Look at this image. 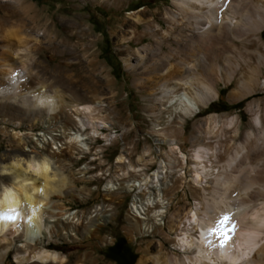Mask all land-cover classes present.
Wrapping results in <instances>:
<instances>
[{
  "label": "bare ground",
  "instance_id": "6f19581e",
  "mask_svg": "<svg viewBox=\"0 0 264 264\" xmlns=\"http://www.w3.org/2000/svg\"><path fill=\"white\" fill-rule=\"evenodd\" d=\"M171 2L173 8H166L161 16L165 27L139 13L132 14L136 24H144L145 36L152 41L141 46L142 53L136 50L140 82L147 85L150 97V133L169 148L153 177L139 180V187L142 181L144 186L159 182L152 200H133L126 217L131 237L156 234L176 251L162 248L158 241L157 252L150 257L141 255L136 264H264V200L250 197L256 183L250 174L263 172L264 167L255 159L253 164L248 163L254 150H262L264 145L260 111L248 104L252 130H247L234 147L239 118L214 112L193 123L187 153L181 147L187 139V120H193L219 97L218 81L228 85L237 79L239 85L232 92L235 96L251 93L259 85L264 89V77L260 80L264 67V0ZM7 10L0 15V28L8 22L10 28L3 32L14 37L15 42H6L0 52V101H9L13 109L8 112L1 105L0 115H8L5 121L10 119L16 128L27 123L30 131L39 121L50 127L61 118L64 124L48 130L53 137L50 141L45 139V131L41 139L29 132L28 140L33 143L29 152L23 147L26 141L21 134L15 130L7 134L0 127V134L13 142L8 144L11 155L0 158V212L14 209L16 214L13 220L0 219V264H4L12 248L17 264H70V258L52 247L53 243L58 239L80 243L94 238L115 219L116 212L105 203L66 216L65 198L73 196L74 184L62 173L66 164L62 154L79 150L80 143L68 131L89 129L93 133L89 138L94 139V133L114 122L103 114L98 98H75L54 80L36 78L30 50L38 46L39 39L23 35L22 21L12 22L14 14ZM6 38L10 41V37ZM146 58L149 61L144 65ZM125 63L131 66L129 57ZM117 159L121 163L125 157L121 154ZM188 162L190 178L186 179L180 170ZM126 165L135 174L133 166ZM160 170H165L163 176H159ZM246 172L249 178L239 175ZM128 173L122 168L120 177ZM135 186L119 183L115 189L133 190L138 187ZM184 186L193 203L177 206L166 230L167 207ZM261 189L263 193L264 185ZM225 214L230 217L221 229L229 237L226 241L219 232L210 231ZM233 225L235 230L227 231ZM87 259L90 257L84 254L73 264H84Z\"/></svg>",
  "mask_w": 264,
  "mask_h": 264
},
{
  "label": "rangeland",
  "instance_id": "374dc122",
  "mask_svg": "<svg viewBox=\"0 0 264 264\" xmlns=\"http://www.w3.org/2000/svg\"><path fill=\"white\" fill-rule=\"evenodd\" d=\"M166 8H173L171 0H0V15L8 9L10 14H14L12 22L22 21L23 35L27 38L36 36L39 39L38 46L30 50L36 78L54 80L61 85L59 88L66 90V93L75 98L80 96L98 98L103 114L114 122L111 127L94 133V139L89 138L93 134L89 129L82 132L68 131L77 136L80 143L79 150L69 155L62 154L66 163L62 173L74 184L75 194L65 198L66 216L105 203L111 205L116 212L115 219L103 226L98 236L94 238L80 243L58 239L53 243L52 247L70 258V264L84 254L90 257L84 264H136L141 255L150 257L157 252L158 241L162 242V248L176 251L169 242L156 234H136L131 237L127 233L130 222L126 217L133 200H140L143 197L152 200L160 186L159 182H147L144 186L145 183L142 181V186L139 187V180L145 176L153 177V173L159 170L164 152H168L169 148L166 142L150 133L152 127V120L148 116L150 97L147 85L140 82L136 50L142 53L141 46L151 44L152 41L150 37L145 36L144 24H136L132 14L139 13L144 19L159 21L165 27L161 16ZM9 28V23L3 22L0 28V52L4 50L3 45L6 42L8 45L15 42L14 37L5 36L3 32ZM6 37H10V41ZM140 38L142 40L139 41ZM262 39L264 40V30ZM128 57L131 66L125 63V58ZM147 59L143 60L144 65L148 63ZM263 77L264 67L260 75L261 81ZM238 85L237 79H232L228 85L222 81L216 83L219 97L193 120H187L185 125L187 139L181 144L182 152L187 153L190 147L189 138L193 131V123L202 121L209 113L239 118L240 130L234 138L233 147L241 141L247 130H252L247 109L249 103L251 108H257L264 118V89L259 85L251 93L242 96L241 93L237 96L232 95ZM1 105L7 107L4 110L12 112L13 108L9 107V101H0ZM6 116L0 115V127H3L7 134L11 130L21 134L23 141H26L23 147L25 151L28 150L27 152L33 146L28 140L29 132L34 134L35 139H41L45 138L42 134L45 131V139L50 141L53 137L48 130L64 124L61 118L50 127L39 121L30 131L26 128L27 123L16 128L10 119L8 122L5 121L8 118V115ZM253 133L256 134V130ZM11 142L9 136L4 137L0 134V158L11 155V146L8 145ZM121 154L125 157L122 161L124 164L121 162L124 165L122 167L117 161ZM251 156L248 163L253 164L256 160L260 167H264V145L262 150L255 149ZM144 160H147L145 164ZM126 163L133 166L135 174H132V169ZM188 165L189 162L180 170L184 171L186 179L190 178ZM122 168L129 172L128 175L120 177ZM164 171L160 170L159 176H163ZM244 174L239 173L242 178H249V172ZM250 175L254 176L256 182L250 197L254 201L264 200V192L260 191L264 185V171L253 172ZM119 183L135 184L138 187L118 192L115 188ZM192 203L186 187L180 188L167 207L164 217L165 229L167 230L169 217L177 206L188 207ZM116 240L118 247L122 249V253L117 257L118 261L113 258L116 254L109 250ZM13 255L12 248L6 255L4 264H17Z\"/></svg>",
  "mask_w": 264,
  "mask_h": 264
},
{
  "label": "snow or ice",
  "instance_id": "6c2138e0",
  "mask_svg": "<svg viewBox=\"0 0 264 264\" xmlns=\"http://www.w3.org/2000/svg\"><path fill=\"white\" fill-rule=\"evenodd\" d=\"M15 210L14 209H9L6 212H0V219H9V220H13L15 219ZM230 221V217L229 215L225 214L221 217H219L216 221L217 227L211 229V232H219L220 235L224 236V240H228L229 237L227 235H224V232L221 231V229H223L224 225L228 224ZM235 230V226L233 225L232 228H228L227 231L231 232ZM221 247H223V243H221Z\"/></svg>",
  "mask_w": 264,
  "mask_h": 264
},
{
  "label": "trees",
  "instance_id": "16d2710c",
  "mask_svg": "<svg viewBox=\"0 0 264 264\" xmlns=\"http://www.w3.org/2000/svg\"><path fill=\"white\" fill-rule=\"evenodd\" d=\"M110 251L114 252L116 254V257H113L115 261H118L119 255L122 253V249L118 247V240L114 242V244L109 248Z\"/></svg>",
  "mask_w": 264,
  "mask_h": 264
}]
</instances>
